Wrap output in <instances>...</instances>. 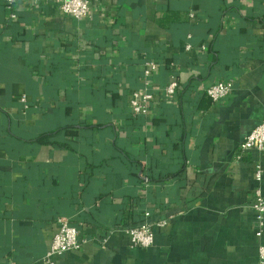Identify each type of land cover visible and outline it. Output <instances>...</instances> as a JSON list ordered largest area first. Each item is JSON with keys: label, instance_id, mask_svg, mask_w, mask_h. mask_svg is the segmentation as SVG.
Segmentation results:
<instances>
[{"label": "crops", "instance_id": "0c3cea01", "mask_svg": "<svg viewBox=\"0 0 264 264\" xmlns=\"http://www.w3.org/2000/svg\"><path fill=\"white\" fill-rule=\"evenodd\" d=\"M90 4L0 0V264H48L59 220L83 245L54 264H259L264 158L238 148L264 120V0ZM147 213L169 223L133 248Z\"/></svg>", "mask_w": 264, "mask_h": 264}, {"label": "built area", "instance_id": "2783aa9c", "mask_svg": "<svg viewBox=\"0 0 264 264\" xmlns=\"http://www.w3.org/2000/svg\"><path fill=\"white\" fill-rule=\"evenodd\" d=\"M15 0H8L11 8ZM54 6L62 14L82 21L90 18L92 8L90 0H42ZM36 3V2H35ZM37 4V3H36ZM156 69L154 64L148 66L146 76H150L151 72ZM179 85L173 81L167 87V95L173 96L176 94ZM234 90V82H218L206 89V95L212 103H218L229 97ZM152 94L146 93L140 96L135 93L131 100L134 113L139 115L145 111L146 105L152 100ZM24 100V99H23ZM239 152L244 154L251 151L259 152L264 158V120L257 125L244 139L238 148ZM263 170L261 165L256 166V181H262ZM255 218L253 227L258 238L264 233V194L260 188L254 190V201L251 205ZM169 223L166 218L157 221H151V215L147 213L145 220L139 226L128 228L125 233L129 236L133 248L147 250L155 245V231L165 228ZM83 241L79 237V229L67 220H59L58 231L51 244L50 251L46 256L48 264H54L53 258L62 257L68 252L78 251L82 248ZM259 264H264V247L259 248Z\"/></svg>", "mask_w": 264, "mask_h": 264}, {"label": "trees", "instance_id": "16d2710c", "mask_svg": "<svg viewBox=\"0 0 264 264\" xmlns=\"http://www.w3.org/2000/svg\"><path fill=\"white\" fill-rule=\"evenodd\" d=\"M208 103V102H207ZM210 103V102H209Z\"/></svg>", "mask_w": 264, "mask_h": 264}]
</instances>
